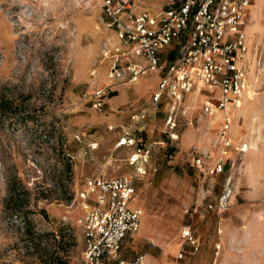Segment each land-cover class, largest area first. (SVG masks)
Here are the masks:
<instances>
[{
	"label": "rangeland",
	"instance_id": "1",
	"mask_svg": "<svg viewBox=\"0 0 264 264\" xmlns=\"http://www.w3.org/2000/svg\"><path fill=\"white\" fill-rule=\"evenodd\" d=\"M165 1L138 3L158 11ZM260 1L253 0L246 18L249 83L256 94L249 91L240 107L230 105L215 115L203 112L206 96H186L183 106L189 108L178 115V139L164 132L163 104L144 121L142 132H135L154 144L151 164L158 170L137 184L133 202L144 209L140 230L148 233L125 240L118 255L122 264H136L143 255L145 264H264ZM102 4L0 0V264H83L80 193L90 178L133 170V149L116 146L121 132L110 125L130 123V114L150 103L160 73L149 72L136 84H118L102 109L93 107V94L107 84L111 61L102 55L112 33ZM252 13L257 21L250 29ZM225 115L229 130L223 127ZM227 136L225 172L211 176L201 171L193 146H200L211 164L222 155ZM90 144L96 148L87 149ZM225 185L231 193L227 209H210ZM184 226H191L200 242L195 254L182 244Z\"/></svg>",
	"mask_w": 264,
	"mask_h": 264
},
{
	"label": "built area",
	"instance_id": "2",
	"mask_svg": "<svg viewBox=\"0 0 264 264\" xmlns=\"http://www.w3.org/2000/svg\"><path fill=\"white\" fill-rule=\"evenodd\" d=\"M252 2L166 0L154 11L139 6L138 0H103L106 24L112 33L103 42L102 55L111 61L107 84L98 85L93 94V107L102 109L107 93L118 84H136L149 72H159L160 76L150 103L133 111L130 123L110 125V129L119 128L121 132L116 146L133 149L129 157L133 170L109 178L101 174L90 178L80 193L84 205V213L78 218L85 237L83 264L119 261L125 238L140 230L142 208L132 205L137 184L158 167L151 164L154 144L143 142L135 132H142L144 121L159 105L163 104L164 132L178 139V115H185L189 108L183 106L186 96H206L203 112L207 115L225 113L230 105L239 107L243 101L249 86L246 18ZM91 75L95 77L96 70ZM223 127L230 128L227 115ZM223 140L222 155L211 164H207L200 146L195 144L191 150L196 154L197 167L208 175L225 172L224 158L231 139L227 136ZM93 148L96 145L90 144L87 149ZM230 197L225 185L217 206L210 203L209 208L225 211ZM181 238L190 253L198 252L200 242L191 226L182 228ZM136 264H145L143 257Z\"/></svg>",
	"mask_w": 264,
	"mask_h": 264
},
{
	"label": "crops",
	"instance_id": "3",
	"mask_svg": "<svg viewBox=\"0 0 264 264\" xmlns=\"http://www.w3.org/2000/svg\"><path fill=\"white\" fill-rule=\"evenodd\" d=\"M132 205L133 206H138L137 204H135L134 202H132ZM142 223V222H141ZM141 230H139L137 233H132V234H128V236L125 238V240L127 239V238H133L134 236H136V238L137 239H142V238H144V237H146L147 236V233H148V231L146 230V229H143L141 232H140ZM125 240L123 241V243H122V247H123V245H124V242H125ZM121 247V248H122ZM143 257V259H145V255H143L142 256ZM123 262H125V260H123ZM118 264V263H116V262H112L111 264Z\"/></svg>",
	"mask_w": 264,
	"mask_h": 264
},
{
	"label": "bare ground",
	"instance_id": "4",
	"mask_svg": "<svg viewBox=\"0 0 264 264\" xmlns=\"http://www.w3.org/2000/svg\"><path fill=\"white\" fill-rule=\"evenodd\" d=\"M258 1H260V0H258ZM262 1V0H261ZM260 1V2H261ZM257 21V18H256V16H255V13H252V15H251V19H250V23H249V28L251 29V26H252V24L254 23V22H256ZM256 25V24H255ZM254 27V26H253ZM248 53V52H247ZM252 85H251V83H249V86H248V89H247V91H246V97L250 94V92L249 91H252L253 92V90L251 89L250 90V87H251ZM256 93H254L253 92V95H255ZM251 95H252V93H251ZM246 97L244 98V101H245V99H246ZM244 101H241L240 102V104H239V107L243 104V102ZM247 101V100H246ZM243 150V149H242ZM143 214H144V209H142V217H143ZM141 220H142V218H141ZM141 228V227H140Z\"/></svg>",
	"mask_w": 264,
	"mask_h": 264
},
{
	"label": "trees",
	"instance_id": "5",
	"mask_svg": "<svg viewBox=\"0 0 264 264\" xmlns=\"http://www.w3.org/2000/svg\"><path fill=\"white\" fill-rule=\"evenodd\" d=\"M174 151H175L174 147H171V148H169V151L168 152L171 155V154L174 153ZM56 264H65V261H60V262H57Z\"/></svg>",
	"mask_w": 264,
	"mask_h": 264
}]
</instances>
